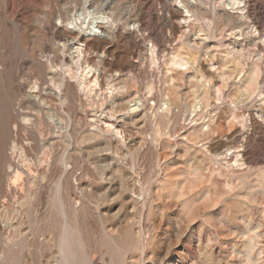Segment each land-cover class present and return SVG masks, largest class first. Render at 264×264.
I'll list each match as a JSON object with an SVG mask.
<instances>
[{
    "label": "rangeland",
    "instance_id": "374dc122",
    "mask_svg": "<svg viewBox=\"0 0 264 264\" xmlns=\"http://www.w3.org/2000/svg\"><path fill=\"white\" fill-rule=\"evenodd\" d=\"M67 1L0 0V264H264V0Z\"/></svg>",
    "mask_w": 264,
    "mask_h": 264
},
{
    "label": "bare ground",
    "instance_id": "6f19581e",
    "mask_svg": "<svg viewBox=\"0 0 264 264\" xmlns=\"http://www.w3.org/2000/svg\"><path fill=\"white\" fill-rule=\"evenodd\" d=\"M66 2H68L67 0H66ZM233 2L234 3H241L242 1L241 0H233ZM65 3V2H64ZM81 3V2H80ZM89 3V2H88ZM105 3V2H104ZM106 4V3H105ZM99 5V4H98ZM64 6V5H63ZM80 6V5H79ZM95 7H97V6H95ZM100 8V7H99ZM104 8V7H103ZM93 9V8H92ZM96 9V8H95ZM98 9V8H97ZM76 10H78L77 8H76ZM79 11V10H78ZM103 11V10H102ZM114 11V10H113ZM112 11V12H113ZM65 12V11H64ZM93 12L94 11H92V10H89V9H87V8H85V12L83 11V12H81V13H79L78 14V12L76 13V14H78L77 16L75 15L74 16V18H70L69 19V21H68V23H67V28L68 29H73V28H76V26L78 25V22L79 23H83L84 25L85 24H87L86 26L89 28V31H88V33H87V35L88 36H102V32H101V27H103V26H107V27H109V26H111L112 25V23H113V20L112 19H110V17H111V15L108 17V16H98L97 17V15H95V14H93ZM115 12V11H114ZM113 12V13H114ZM185 12H186V16H189V11H188V9H185ZM247 12V11H246ZM65 14H66V12H65ZM104 14V13H103ZM67 15V14H66ZM81 15H83V17L81 16ZM99 15V14H98ZM105 15V14H104ZM241 15V14H240ZM71 16V15H70ZM248 17V16H247ZM246 17V18H247ZM256 17V16H255ZM112 18V17H111ZM57 20V19H56ZM60 22V24H62V20H60L59 21ZM125 22V21H124ZM83 25V26H84ZM184 25V24H183ZM61 26V25H60ZM80 26V25H79ZM64 28V27H63ZM83 28V27H82ZM240 28H242V27H240ZM79 31V30H78ZM242 31H244V30H242ZM245 32V31H244ZM251 32V31H250ZM242 33V32H241ZM248 33V32H247ZM84 35V34H83ZM235 35V34H234ZM78 36V35H77ZM109 36V35H108ZM118 36V35H117ZM234 37V36H233ZM197 39V38H196ZM77 40V39H76ZM195 42V41H194ZM235 42V41H234ZM237 43H239V42H237ZM69 44V43H68ZM79 45L78 46H75L76 47V52H77V54H78V56H79V58H81L83 55H84V45H83V43H81V42H79L78 43ZM63 47H65V45L63 46ZM75 50V49H74ZM241 51V50H240ZM63 52V51H62ZM238 52V51H237ZM104 53V52H103ZM101 55H102V53H101ZM58 62V61H57ZM84 62V61H83ZM84 65V64H83ZM71 67V66H70ZM91 67V66H90ZM89 66H86V67H84L83 69H82V73H81V75H82V78L83 79H85V77L84 76H86L88 73H91V71H92V69L90 68ZM70 69V68H69ZM68 69V70H69ZM81 70V69H80ZM80 70H79V73H80ZM153 75V74H152ZM88 76V75H87ZM88 81H86V80H83V84L85 85V83H87ZM92 85H95V86H98V81H97V79H94V82H93V84ZM87 86V85H86ZM80 87V86H79ZM70 88V87H69ZM100 88V87H99ZM88 89V88H87ZM64 97H65V95H64ZM154 98V97H153ZM131 105V104H130ZM132 108V107H131ZM67 115V114H66ZM106 122V121H105ZM107 123V122H106ZM108 125H113L111 122H108ZM113 129V128H112ZM118 130V129H117ZM200 145V144H199ZM76 159V158H75ZM20 173H18V174H16V175H19ZM21 176V175H20ZM15 177V176H14ZM14 179V178H13ZM15 181V180H14ZM16 182V181H15ZM98 193V192H97ZM140 199V198H139ZM61 245H62V243H61ZM62 247V246H61ZM60 247V248H61ZM62 252H63V255H64V264H72V260L70 259V257H69V254H68V249H67V247L65 246V245H63V247H62ZM63 261H61V263H62Z\"/></svg>",
    "mask_w": 264,
    "mask_h": 264
}]
</instances>
